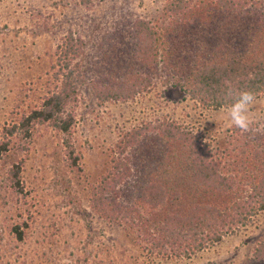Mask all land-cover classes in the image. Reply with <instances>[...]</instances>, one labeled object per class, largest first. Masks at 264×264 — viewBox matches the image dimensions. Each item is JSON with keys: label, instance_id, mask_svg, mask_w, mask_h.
<instances>
[{"label": "trees", "instance_id": "1", "mask_svg": "<svg viewBox=\"0 0 264 264\" xmlns=\"http://www.w3.org/2000/svg\"><path fill=\"white\" fill-rule=\"evenodd\" d=\"M83 44L72 30L64 36L51 66L59 85L3 126L0 160L12 149L27 151L33 127L49 124L61 134L65 164L81 170L70 104L89 69L80 70L76 61ZM92 59L98 67L89 70L94 74L87 82L99 105L133 100L156 85L178 88L208 110L227 108L230 89L258 98L264 94V1L165 0L153 16L116 17ZM250 129L231 126L215 146L177 120L134 126L114 145L90 191V207L122 227L146 256L191 259L264 212V124ZM22 165L23 158L12 161L5 174L7 186L19 194ZM27 226L23 221L12 227L17 240ZM243 264H264V232Z\"/></svg>", "mask_w": 264, "mask_h": 264}, {"label": "rangeland", "instance_id": "2", "mask_svg": "<svg viewBox=\"0 0 264 264\" xmlns=\"http://www.w3.org/2000/svg\"><path fill=\"white\" fill-rule=\"evenodd\" d=\"M164 2L0 0V136L3 126L39 105L59 85L51 66L69 30L84 39L76 61L80 70L89 68L70 104L81 170L65 164L61 134L49 124L33 127L27 151L17 154L12 149L0 160V264H243L251 254L264 232V212L191 259L163 260L146 256L122 227L98 218L90 207V191L128 129L167 118L192 126L219 146L233 126L227 108H200L178 88L164 91L156 85L133 100L100 105L93 96L87 81L94 74L89 70L98 67L92 55L101 34L116 17L153 16ZM248 115L251 124H264V94L255 99ZM19 158L21 194L7 186L5 177L8 165ZM23 221L28 226L24 238L17 240L11 229Z\"/></svg>", "mask_w": 264, "mask_h": 264}, {"label": "clouds", "instance_id": "3", "mask_svg": "<svg viewBox=\"0 0 264 264\" xmlns=\"http://www.w3.org/2000/svg\"><path fill=\"white\" fill-rule=\"evenodd\" d=\"M227 96L231 100L227 107V115L231 125L240 129L241 132H249L251 130V120L248 113L256 99L255 94L250 90L233 92L230 89Z\"/></svg>", "mask_w": 264, "mask_h": 264}]
</instances>
